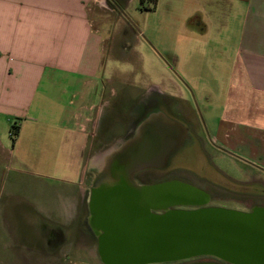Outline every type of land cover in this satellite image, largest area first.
Masks as SVG:
<instances>
[{
  "label": "rangeland",
  "instance_id": "374dc122",
  "mask_svg": "<svg viewBox=\"0 0 264 264\" xmlns=\"http://www.w3.org/2000/svg\"><path fill=\"white\" fill-rule=\"evenodd\" d=\"M196 8L194 0H161L155 7L152 0H119L115 6L112 0L94 1L90 17L105 39L104 66L98 75V84L104 88L99 89L102 99L96 94L88 102H105L99 108L96 127H92L93 147L89 153L86 147L82 162L74 157L67 160L77 143L70 123L62 147L52 142L39 150L29 147L22 164L0 161V264H103L96 236L87 223L88 188L113 157L110 151L119 149L120 137L135 112L141 111L140 104L150 103V99L151 110L158 117L170 119L172 126L180 125V131L189 127L191 138L179 143L167 162L161 161V169L132 177L136 182L179 179L207 191L211 206L247 211L264 204V170L248 157L231 156L214 145L212 131L233 85V51L221 54L215 34L203 38L183 31L186 25L195 31L203 27L196 15L182 23ZM231 20L235 22L236 17L231 16L230 25ZM61 95L63 101L72 99L71 93ZM77 101L75 98L71 109ZM9 125L2 123V134L11 130ZM102 141L111 144L101 145ZM57 148L62 150L55 158L52 153ZM77 182L82 190L78 247L72 257L62 261L45 256L40 248H30L38 247L34 240L44 234L43 225L59 219L61 206L68 202Z\"/></svg>",
  "mask_w": 264,
  "mask_h": 264
},
{
  "label": "crops",
  "instance_id": "0c3cea01",
  "mask_svg": "<svg viewBox=\"0 0 264 264\" xmlns=\"http://www.w3.org/2000/svg\"><path fill=\"white\" fill-rule=\"evenodd\" d=\"M94 1L0 0V161L22 164L29 147L39 150L49 142L62 147L70 123L77 143L67 160L74 157L82 162L86 147L88 153L92 149V127H96L99 108L105 102L99 90L104 86L98 84L105 39L91 18ZM117 1L112 0V5ZM194 1L197 8L182 23L196 15L203 27L195 31L186 25L183 31L203 38L215 34L221 54L233 51V85L212 138L221 151L246 156L264 169V0ZM231 16L236 17L232 25ZM65 92L72 94L67 102L61 95ZM96 94L100 101L89 103V96ZM75 98L76 108L71 109ZM4 121L16 126L13 139L10 129L1 133ZM61 150L57 148L53 156L58 158ZM74 184L59 219L46 222L44 234L34 240L38 247H30L40 248L49 258L72 257L78 247L82 186Z\"/></svg>",
  "mask_w": 264,
  "mask_h": 264
},
{
  "label": "water",
  "instance_id": "95a60500",
  "mask_svg": "<svg viewBox=\"0 0 264 264\" xmlns=\"http://www.w3.org/2000/svg\"><path fill=\"white\" fill-rule=\"evenodd\" d=\"M171 126L155 128L152 137L144 135L113 156L92 182L87 221L101 263L212 256L227 264H264L263 206L248 211L211 206L210 194L188 182L139 183L132 178L168 152L181 130L178 124Z\"/></svg>",
  "mask_w": 264,
  "mask_h": 264
},
{
  "label": "flooded vegetation",
  "instance_id": "af4514ba",
  "mask_svg": "<svg viewBox=\"0 0 264 264\" xmlns=\"http://www.w3.org/2000/svg\"><path fill=\"white\" fill-rule=\"evenodd\" d=\"M139 102H143L141 97H139ZM151 103H152V100L150 99V103L149 102H146V103L143 102V104H140V105H142L141 111L139 113L135 112V113H137L136 116L129 123V125L128 124L126 125L125 131L123 132V135L121 137L119 136L121 138L120 140L122 142L121 144H119V149H115L114 151H110L111 152L110 155L115 156L118 153L124 151L129 146L140 141V139H142V137L144 135L148 136V137H152L154 135L153 131L155 128H160V127L163 128V127H168L170 125V122H172V121H170V119H168V118L166 119V117H158V112L151 110V107H152ZM190 133H191V129L189 127L183 129V131H178L177 136H176L177 138H176L174 144L169 148L168 152H166L163 155L161 160L157 163L151 164L149 166H146V167L134 172L132 174V177H134L136 179L137 176H139L140 174H143L144 172H146L148 170L161 169L163 167V165H160L161 161L166 160V162H167L168 157L171 156V154L177 149L176 146L179 143L185 144L187 139L191 138V136H189ZM110 144L111 143H109V145ZM214 145L216 147H218L216 144H214ZM218 148L220 149V147H218ZM262 170H264V169H262ZM90 186H89V188H90ZM89 188H88V190H89ZM254 206H263L264 207V204L253 205V207ZM87 210H88V208H87ZM92 234L94 235V231H92ZM194 263L227 264V263H225V262H223V261H221L215 257H212V256H198V257L185 259V260L166 262V263H154V264H194Z\"/></svg>",
  "mask_w": 264,
  "mask_h": 264
},
{
  "label": "trees",
  "instance_id": "16d2710c",
  "mask_svg": "<svg viewBox=\"0 0 264 264\" xmlns=\"http://www.w3.org/2000/svg\"><path fill=\"white\" fill-rule=\"evenodd\" d=\"M156 1H157V0H152L153 4H155ZM147 8H148V7H147ZM16 133H17V128H16L15 125H12V126H11V130H10V134H11V136H12V139L15 137Z\"/></svg>",
  "mask_w": 264,
  "mask_h": 264
}]
</instances>
